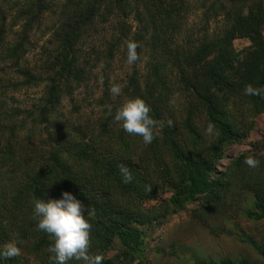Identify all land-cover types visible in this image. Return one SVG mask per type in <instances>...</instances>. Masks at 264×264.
Here are the masks:
<instances>
[{
  "label": "trees",
  "instance_id": "obj_1",
  "mask_svg": "<svg viewBox=\"0 0 264 264\" xmlns=\"http://www.w3.org/2000/svg\"><path fill=\"white\" fill-rule=\"evenodd\" d=\"M240 3L244 12L235 17L226 14L230 30L211 33L206 24L202 41L189 36V41L196 42L185 49L176 42L184 21L179 0H0V245L14 238L21 249L20 256L0 257V264H52L48 248L53 238L37 229L32 201L58 198L63 190L77 194L86 205V218L92 225L90 251L102 254L103 264H134L139 259L138 264H144L148 246L143 228L160 225L197 201L192 215L205 225L211 216L224 217L232 207L229 193L236 177L244 184L254 180V208L245 217L264 221L260 169L246 166L241 156L218 170L225 149L252 127L250 115L264 114V96L242 95L248 84L264 87V0L249 6H245L247 0ZM103 5L105 13L101 14ZM224 8L217 0L207 17L216 20ZM47 16L52 18V28L46 33L51 31L57 49L48 56L41 69L44 77L39 78L24 67V61L40 47L33 31L41 30ZM113 16L133 17L137 31L133 33L125 21L106 53H96L95 60L81 53L89 27L98 17L107 22ZM16 26L20 31L12 39ZM236 33L240 36L234 37ZM235 38L250 44L232 56ZM122 41L126 48L129 41L136 42L138 54L145 52L149 59L143 80L137 70L131 74L128 93L150 105V115L157 121L154 141L145 145L142 138L116 127L105 107L108 96L103 97L99 122L86 131L57 135L59 125L53 127L50 116L65 97L89 81L104 59H114ZM7 70L14 71V78L2 79ZM43 81L36 112L14 106L17 100L11 95ZM179 92L188 99L186 127L175 130L166 125L159 133L158 126L169 119L172 98L168 96ZM210 121L218 133L211 137L204 134ZM121 165L130 169L131 183L122 182ZM163 193H170V200L153 205ZM246 241L264 263V236L259 242ZM112 250H117L115 256L107 257ZM201 264L253 263L243 257Z\"/></svg>",
  "mask_w": 264,
  "mask_h": 264
},
{
  "label": "rangeland",
  "instance_id": "obj_2",
  "mask_svg": "<svg viewBox=\"0 0 264 264\" xmlns=\"http://www.w3.org/2000/svg\"><path fill=\"white\" fill-rule=\"evenodd\" d=\"M57 1L60 2L61 0ZM179 1L181 2V15L184 21L182 22V32L176 42L187 49L189 44L191 46V44L196 42L189 41V36L191 40L198 38L197 41H202L199 38L203 34L201 30L206 24L209 25L211 33L230 30V24L226 21V14L230 13L232 17H235L237 12H244V5L240 1L246 0H220L225 8L223 11H219L220 13L215 18L216 20L207 17V15L211 16L209 8L217 0ZM254 1L256 0H247L245 6H249ZM105 6L103 5L101 14L105 13ZM209 19L211 20L209 21ZM125 21L132 25L133 33L137 31L138 23L134 21L133 17L127 20L113 16L107 22H103L101 17H98L95 21L96 24L89 27L84 34L81 53L91 56L92 60H95L96 53H106L107 49L110 50L109 43L112 39L119 38L118 32L123 28ZM19 28V26H16L11 32L10 37L12 39L19 33ZM51 28L52 18L47 16L41 30L33 31L34 35L32 37L34 40L39 39L41 41L40 47L30 53L24 61V67L39 78L44 77V71L41 69L47 62L48 56H52L57 49V44L51 31L46 33ZM236 34L234 37L240 36V34ZM191 36H194V38ZM262 36L264 37V27ZM249 44L248 40L237 38L231 48V55H238ZM124 45L125 42L114 50V59L111 61L104 59L103 63L94 68L89 81L81 87H77L72 96L65 97L58 110L50 116V123L53 127L59 125L57 135L76 134L77 130L81 128L86 131L87 126L95 125L99 122L103 112V105L101 104L105 100L104 96H108V101L105 105L108 108V114L113 107L116 109L130 98L128 80L135 70H137L138 77L143 80L142 76L148 72L149 59L147 54L142 52L139 55L140 59L138 62L131 65L127 64V48ZM7 72L8 74L1 73L5 76L2 79L14 78L12 76L14 71L7 70ZM44 84L45 82L43 81V84L37 86L30 85L20 88L17 93L11 95L17 100V104L14 106L34 112L36 110L35 106L38 105L43 96ZM114 84H119L122 89L119 97H114L109 93V88ZM168 97L172 98L168 105L169 110L167 109L169 119H165L158 126L159 133L162 132L164 126H170L169 121L172 122L171 126L175 130L178 127H186L184 122L187 119V97L181 92L175 93L174 97ZM248 122L252 124V127L244 131V137L225 149L224 159L219 163V171L225 170L233 160L241 156L252 155L260 161L257 169H260L264 175V166L261 165L264 162V114L258 116L250 115ZM197 124L201 128V122ZM115 125L116 127H121L120 125ZM253 181V179H250L249 184H244L243 181L239 180V177H236L229 193V202L232 207L228 208L224 217L219 215L211 216L208 220V225H205L192 215L193 210L199 206L197 201L194 204L187 205L179 213L170 216L160 225L152 224L144 227L143 230L147 234L146 244L148 246L144 264H201L218 262L222 259L238 261L243 257L249 258L253 264H264L262 257L246 241L251 238L259 242L264 236V221L254 222L245 217V212L254 208L256 193L253 186H251ZM170 197V193H163L152 204L167 203ZM116 252L117 250H112L107 254V257L115 256ZM140 260H136L134 264H138Z\"/></svg>",
  "mask_w": 264,
  "mask_h": 264
},
{
  "label": "clouds",
  "instance_id": "obj_3",
  "mask_svg": "<svg viewBox=\"0 0 264 264\" xmlns=\"http://www.w3.org/2000/svg\"><path fill=\"white\" fill-rule=\"evenodd\" d=\"M138 44L127 43L126 63L131 65L139 61ZM122 89L119 84L109 88L110 95L119 97ZM246 97L264 96V87L253 84L246 85L242 90ZM150 105L141 97H132L120 104L115 112L110 111L113 123L120 125L129 135L142 138L145 145H150L157 133V121L150 115ZM172 122L169 121L171 126ZM206 136L217 135L213 122H208L204 129ZM243 163L249 168L258 167L260 161L252 155L245 157ZM122 182L131 183L132 173L127 166H120ZM151 191V187L148 188ZM87 207L79 196L72 191L63 190L58 198H36L32 201V216L37 221V229L50 235L53 242L48 248L52 264H70L71 261L83 264H103L102 254H92L91 228L86 218ZM21 249L16 239H9L0 245V257L20 256Z\"/></svg>",
  "mask_w": 264,
  "mask_h": 264
}]
</instances>
